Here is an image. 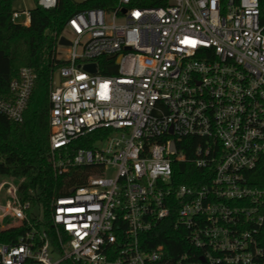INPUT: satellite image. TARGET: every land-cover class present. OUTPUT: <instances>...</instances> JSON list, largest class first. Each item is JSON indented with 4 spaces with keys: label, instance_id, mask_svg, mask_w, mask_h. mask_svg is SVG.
Instances as JSON below:
<instances>
[{
    "label": "built area",
    "instance_id": "1",
    "mask_svg": "<svg viewBox=\"0 0 264 264\" xmlns=\"http://www.w3.org/2000/svg\"><path fill=\"white\" fill-rule=\"evenodd\" d=\"M160 1L117 0L110 12L69 20L67 65L50 92L49 162L56 178L91 169L52 200L51 232L38 229L43 208L33 212L13 178L0 182L2 232L29 228L0 243V264H264L260 0ZM38 5L52 10L58 0ZM103 58L114 75L100 74ZM36 80L22 68L0 115L23 123ZM98 130L108 135L93 149H74ZM186 139H197L193 163L208 184L173 185L174 164L187 159L176 143ZM167 229L179 241L157 244Z\"/></svg>",
    "mask_w": 264,
    "mask_h": 264
},
{
    "label": "trees",
    "instance_id": "2",
    "mask_svg": "<svg viewBox=\"0 0 264 264\" xmlns=\"http://www.w3.org/2000/svg\"><path fill=\"white\" fill-rule=\"evenodd\" d=\"M35 7L29 11L30 25L25 26L12 20L13 0H0V99L9 98V86L19 76L22 68H31L37 80L28 108L21 124L0 115V177L13 178L19 184V196L30 202L32 211L43 208L45 222L38 229L51 232L49 222L50 204L54 197L69 195L70 189L86 182L91 168H77L64 177H55L49 162L50 157V92L58 70L67 65L57 58L59 40L69 20L86 9H102L110 12L117 0H97L79 3L76 0H58L55 9L44 10L34 0ZM158 0H132V6L153 8L162 6ZM261 26L264 28V0H260ZM108 58L100 60V74L114 75L106 70ZM114 69V67H113ZM108 131H95L73 145L74 149H93L104 140ZM197 139L177 142L178 153L186 154L185 161L173 166L175 187H195L203 181L208 184L207 171L198 169L194 162ZM29 228L26 225L1 232L0 243H16ZM179 241L177 234L167 229L157 244L169 246Z\"/></svg>",
    "mask_w": 264,
    "mask_h": 264
},
{
    "label": "rangeland",
    "instance_id": "3",
    "mask_svg": "<svg viewBox=\"0 0 264 264\" xmlns=\"http://www.w3.org/2000/svg\"><path fill=\"white\" fill-rule=\"evenodd\" d=\"M35 6L34 0H13V8L17 9L20 17L17 20L18 23H23L28 19V15L26 13L27 10ZM26 10V11H23ZM66 36L69 38H72V34L69 30L66 31ZM67 51L64 47L59 46L57 49V57L59 59H64L67 56ZM3 179H6L4 177H0V182L3 181ZM1 202H3V197H1ZM7 222H0V231L2 232L3 229L7 227Z\"/></svg>",
    "mask_w": 264,
    "mask_h": 264
},
{
    "label": "water",
    "instance_id": "4",
    "mask_svg": "<svg viewBox=\"0 0 264 264\" xmlns=\"http://www.w3.org/2000/svg\"><path fill=\"white\" fill-rule=\"evenodd\" d=\"M125 12L126 11H124V13ZM59 46H61V47H69V46H71V41H69L65 37H61L60 40H59ZM97 68H98L97 65H88V66L85 67V69L88 72H91L93 74H96L97 73ZM59 82H60L59 75H56V78H55V84H56V86H59Z\"/></svg>",
    "mask_w": 264,
    "mask_h": 264
},
{
    "label": "crops",
    "instance_id": "5",
    "mask_svg": "<svg viewBox=\"0 0 264 264\" xmlns=\"http://www.w3.org/2000/svg\"><path fill=\"white\" fill-rule=\"evenodd\" d=\"M35 7V6H34ZM34 7L30 8L29 10H27V12L29 13L30 10H32ZM14 9V8H13ZM15 13H19L17 9H14ZM26 11V10H23ZM20 24V23H19ZM30 23L27 24V26H29Z\"/></svg>",
    "mask_w": 264,
    "mask_h": 264
}]
</instances>
